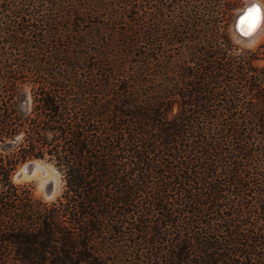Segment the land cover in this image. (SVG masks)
Masks as SVG:
<instances>
[{
	"label": "trees",
	"instance_id": "1",
	"mask_svg": "<svg viewBox=\"0 0 264 264\" xmlns=\"http://www.w3.org/2000/svg\"><path fill=\"white\" fill-rule=\"evenodd\" d=\"M238 4L0 0V264H264V43L232 41ZM32 160L55 200L13 182Z\"/></svg>",
	"mask_w": 264,
	"mask_h": 264
},
{
	"label": "rangeland",
	"instance_id": "2",
	"mask_svg": "<svg viewBox=\"0 0 264 264\" xmlns=\"http://www.w3.org/2000/svg\"><path fill=\"white\" fill-rule=\"evenodd\" d=\"M238 1H239L238 7L233 10V12L231 13L230 20H229V33H230V38L232 39V41L238 47L243 48V49L252 50V49L257 48L260 44L264 43V32L261 35V37L256 41L257 43L255 42L253 44L241 43V42L237 41L236 39H234V37L232 35V25H233V22H234V18L238 14V12L242 8H244V6L246 5L247 0H238ZM259 1L262 2V4L264 5V0H259ZM256 64L258 66H261L263 64V62L262 61H258ZM33 161H40L45 167H47V169L50 172H53L52 169H54V168L51 165H49L48 163H46L44 161H41V160H32V161H29V162H33ZM26 163H28V162H26ZM26 163H24L21 166H19L18 169L16 170V172L13 174V178H12L13 182L15 184L28 185L32 189L33 195L35 197H37V198H41V199H43L44 201H47V202H50V201L55 200L56 197L60 194V191H61V181H60L59 174L57 172L56 173H52V175H54L53 178H51V180H49L46 184H44L43 187H40L41 185H39L40 183L38 184V182H39L38 180H36V179L29 180L28 178L26 179V177H24V175L20 172L21 169H22V167ZM56 175L58 177H56ZM35 181H36V183H35ZM47 184H48V187L51 186V184L53 186V192L51 194H48V191H49L48 190V187L46 189V185Z\"/></svg>",
	"mask_w": 264,
	"mask_h": 264
},
{
	"label": "bare ground",
	"instance_id": "3",
	"mask_svg": "<svg viewBox=\"0 0 264 264\" xmlns=\"http://www.w3.org/2000/svg\"><path fill=\"white\" fill-rule=\"evenodd\" d=\"M253 4H256L257 7L260 9L259 14H258V27H256L255 30L252 31L253 35L250 38H248V39H241L240 38L241 42L247 43V44L255 43L261 37V35L264 32V5L259 0H247L245 6H246V8H250L253 6ZM241 21L238 23L236 28L238 29V31L240 33H242L243 35H246L245 32L249 31V28H250V21L245 22V23H241ZM31 164L33 167H32V172L30 173V175L26 174L25 167H22L20 172L24 175V177H26V179L28 178L29 180H31V179L38 180L39 181L38 184L40 183L39 185H41L40 187H43L44 184H46L49 180H51V178H53L54 175H52V173H56V171L54 169H52L53 172H50L47 169V167H45L40 161H33V162H31ZM56 177H58V176L56 175ZM35 183H36V181H35Z\"/></svg>",
	"mask_w": 264,
	"mask_h": 264
},
{
	"label": "water",
	"instance_id": "4",
	"mask_svg": "<svg viewBox=\"0 0 264 264\" xmlns=\"http://www.w3.org/2000/svg\"><path fill=\"white\" fill-rule=\"evenodd\" d=\"M256 5V4H255ZM257 6V5H256ZM249 8H246V6H244V8H242L238 14L235 16L234 18V22H233V25H232V35L234 37V39H236L237 41L241 42L240 41V38L241 39H248L250 38L252 35H253V32L250 34V35H243L242 33H240L238 31V29L236 28V26L238 25V23L242 20V18L247 14V11H248ZM260 11V9H259ZM243 43V42H241ZM23 167H25V172L26 174L30 175V173L32 172V164L31 162H28L26 163ZM48 187V184L46 185V189ZM48 194H51L53 192V186L51 184V186L48 187Z\"/></svg>",
	"mask_w": 264,
	"mask_h": 264
},
{
	"label": "snow or ice",
	"instance_id": "5",
	"mask_svg": "<svg viewBox=\"0 0 264 264\" xmlns=\"http://www.w3.org/2000/svg\"><path fill=\"white\" fill-rule=\"evenodd\" d=\"M258 14L259 8L253 4L247 11V14L242 18L241 23L249 22L250 21V28L249 31L245 32L246 35H250L252 31L258 27Z\"/></svg>",
	"mask_w": 264,
	"mask_h": 264
}]
</instances>
